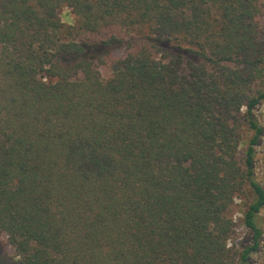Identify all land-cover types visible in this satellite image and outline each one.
<instances>
[{"label":"trees","instance_id":"trees-1","mask_svg":"<svg viewBox=\"0 0 264 264\" xmlns=\"http://www.w3.org/2000/svg\"><path fill=\"white\" fill-rule=\"evenodd\" d=\"M262 104L264 0H0L11 264H251Z\"/></svg>","mask_w":264,"mask_h":264},{"label":"rangeland","instance_id":"rangeland-1","mask_svg":"<svg viewBox=\"0 0 264 264\" xmlns=\"http://www.w3.org/2000/svg\"><path fill=\"white\" fill-rule=\"evenodd\" d=\"M59 17L61 21L65 25H73L74 24V16L72 15L71 11L67 8H63L59 11ZM106 74V71H103ZM260 114L262 116V121L264 123V104L261 105ZM261 170V171H260ZM260 180L263 182L264 185V173L263 168H260ZM243 202L239 199H236L234 205L230 211V215L235 223V230L231 237V242L237 243L244 239L245 237V229L242 223V212ZM260 225L264 231V210L260 214L259 219ZM12 250L4 246L2 240L0 239V264H11L12 263ZM251 264H264V248L258 254L252 257Z\"/></svg>","mask_w":264,"mask_h":264}]
</instances>
